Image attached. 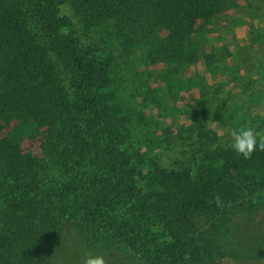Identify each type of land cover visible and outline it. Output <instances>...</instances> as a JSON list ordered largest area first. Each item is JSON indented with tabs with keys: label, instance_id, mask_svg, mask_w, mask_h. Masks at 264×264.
I'll use <instances>...</instances> for the list:
<instances>
[{
	"label": "trees",
	"instance_id": "1",
	"mask_svg": "<svg viewBox=\"0 0 264 264\" xmlns=\"http://www.w3.org/2000/svg\"><path fill=\"white\" fill-rule=\"evenodd\" d=\"M238 1L0 0V264H52L69 235L134 264H210L228 214L264 213V151L245 160L229 145L208 147L220 129L264 131L248 92L234 85L220 102L235 84L222 57L233 52L200 46ZM251 30V49L262 48L264 31ZM199 60L217 80L183 83ZM243 68L253 75L244 65L238 76ZM155 82L174 101L188 87L197 104L218 102L211 118L186 114L175 133L196 132L198 145L173 166L172 132L146 114L159 104ZM42 132V156L26 153L22 140Z\"/></svg>",
	"mask_w": 264,
	"mask_h": 264
},
{
	"label": "rangeland",
	"instance_id": "2",
	"mask_svg": "<svg viewBox=\"0 0 264 264\" xmlns=\"http://www.w3.org/2000/svg\"><path fill=\"white\" fill-rule=\"evenodd\" d=\"M65 13L76 21L75 16L69 9H66ZM76 24L77 28L81 30L77 21ZM252 27L264 31V0H239L238 6L230 8L225 13L221 14L219 23L211 27L212 31L207 35V44L200 42V46L203 48L205 47L208 52H211L212 48L222 49L227 46L229 50L233 52L235 60L232 57H222L225 58L228 63L226 64L227 69L231 74L232 82H235V84L232 85L231 83L227 86L226 93L221 97L220 102L227 101V91L236 85L238 87L237 90L248 92L247 98L251 96L249 98H252V103L255 105V108L251 111L252 114L264 115V99L259 103H254L256 101L253 102L258 96L264 97V42L261 45L262 48L256 46L255 49H251V42L254 39L251 33ZM159 32L162 37L161 43L163 47L168 46L170 40L166 37V34L161 28ZM233 44H238L242 52H234L235 47ZM223 58L222 60L225 62ZM236 61H238V63H236ZM142 62L143 64H140L138 67L141 69L146 68L148 62L145 60V57L142 58ZM244 65L254 69L252 76L246 75L248 73L244 68L241 72L243 76H238L237 70ZM163 67L162 64L153 67L154 75H157L156 70H160ZM183 74V83L190 77L194 78L196 75L202 74L206 75L211 84L217 80V78H212V76L205 71V64L201 60L197 61V63L193 64L190 68L184 69ZM223 80H225V78ZM152 88L158 90L157 97L159 98V104H150L146 114L151 120L153 119L152 125L167 126L169 131L172 132V139L169 144L171 148L170 151H165L164 159L167 161L165 164L166 166H173L176 162V156H180L181 159H184L187 155L192 157L194 153H191V150L196 147L193 148L191 146L194 144L198 145L199 137L196 132L182 129L179 134L175 133L184 122L186 114L192 116L198 115L203 118L202 114L205 113L208 115V118H211L213 117L212 113L215 111L212 110V108L218 102L214 103L213 106H208L205 103L197 104L194 101V99L199 97L197 89H189L188 87L183 88L184 91L176 96L175 101L165 93V83L155 82ZM173 91L175 94L176 86L173 87ZM149 102H154V100L150 98ZM245 109L244 107L240 114H242ZM223 119H225L226 122L229 121L226 114L223 115ZM212 127L213 125L210 123V128ZM217 135V138L214 139L213 143H210L208 147L214 148L220 145H230L229 129H220ZM43 137L44 135L42 132L38 138L23 139L21 142L23 150L33 156H42L40 146L43 143ZM192 140H196V142L190 144ZM184 144L190 145L183 147ZM184 150L187 154L183 156L181 153ZM225 223L228 232L226 231L224 236L220 239L222 252H217L216 260L210 264H264V213L256 212L250 214L240 208L228 214L225 218ZM74 239L75 237L72 235L68 236L65 249L56 254L57 256L52 264H84L86 256L97 255L102 256L106 264H134L133 258L126 254L122 255L115 250L111 253L104 251L102 254H97L86 248L77 246ZM198 264H204V261H199Z\"/></svg>",
	"mask_w": 264,
	"mask_h": 264
},
{
	"label": "clouds",
	"instance_id": "3",
	"mask_svg": "<svg viewBox=\"0 0 264 264\" xmlns=\"http://www.w3.org/2000/svg\"><path fill=\"white\" fill-rule=\"evenodd\" d=\"M230 147L235 154L245 160L251 159L256 150L264 151V132L253 127H234L229 129ZM219 202V197H216ZM84 264H106L102 256H86Z\"/></svg>",
	"mask_w": 264,
	"mask_h": 264
}]
</instances>
